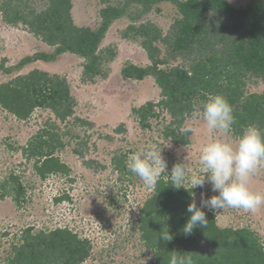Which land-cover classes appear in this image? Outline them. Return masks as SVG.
<instances>
[{
  "label": "trees",
  "instance_id": "obj_1",
  "mask_svg": "<svg viewBox=\"0 0 264 264\" xmlns=\"http://www.w3.org/2000/svg\"><path fill=\"white\" fill-rule=\"evenodd\" d=\"M99 1L100 22L93 27L76 23L74 0H0L5 23L24 25L53 48L26 55L16 64L0 62L1 72H18L0 83V107L18 120L29 119L37 108L52 113L23 148L42 178L70 172L57 154L65 146L63 134L80 139L74 127H88L91 122L76 115V98L66 76L40 68L19 72L35 61H55L72 53L83 59V81L108 77V65L117 54L113 47L101 45L113 23L124 17L131 23L123 37L139 39L149 63L127 62L121 69L123 77L137 81L152 77L161 89L157 102L132 109L141 127H150L160 108L171 117L166 138L188 145L192 131L184 128L185 121L204 110L213 120L228 117L236 137L243 138L252 129L254 151L264 157V91L247 89L251 82L264 84V0H251L242 7L228 0ZM162 2H171L178 11L166 32L143 19L160 10ZM71 119L72 126L63 132L62 124ZM73 151L85 158L88 141L82 138ZM113 163L124 173L131 171L124 156H115ZM193 191L178 179H165L164 172L155 181L137 221L142 240L154 252L152 264H264L258 234L247 227H219L214 212L197 204ZM25 192L15 172L0 180L1 199L11 196L21 203ZM64 197L69 196L57 199ZM91 250L90 241L68 227L38 231L28 227L13 245L7 264H81Z\"/></svg>",
  "mask_w": 264,
  "mask_h": 264
},
{
  "label": "rangeland",
  "instance_id": "obj_2",
  "mask_svg": "<svg viewBox=\"0 0 264 264\" xmlns=\"http://www.w3.org/2000/svg\"><path fill=\"white\" fill-rule=\"evenodd\" d=\"M228 1L242 7L251 0ZM158 6L160 10H152L143 19L166 32L178 11L171 2ZM101 7L99 0H74L76 23L97 26ZM130 23L127 17L115 21L102 42V47L111 46L117 54L106 78L83 81V59L72 53L55 61H35L19 72L40 68L66 76L76 98V115L91 122L88 127H74L80 139L63 134L65 146L57 154L70 172L42 178L34 159H27L23 151L52 115L50 110L37 108L29 119L18 120L0 107V180L15 172L26 186L21 203L11 196L0 198V264H7L13 245L28 227L34 231L68 227L88 239L91 254L81 264H152L154 252L142 240L137 221L161 172L165 179H178L193 188L196 203L214 212L219 227L250 228L264 245V157L254 151V131L236 137L228 117L213 120L198 110L185 121L184 128L192 134L190 143L183 146L164 135L171 117L160 108L151 126L142 128L132 109L157 102L161 89L152 77L137 81L121 73L127 62L149 63L140 40L123 37ZM52 50L24 25L7 24L0 14V62L5 59L6 65H12L26 55ZM17 73L0 71V83ZM247 89L262 92L264 84L251 82ZM72 123L71 119L62 124V131ZM82 138L89 146L85 158L73 151ZM115 156H124L131 171L116 169ZM90 160L94 161L87 163ZM65 195L69 197L57 199Z\"/></svg>",
  "mask_w": 264,
  "mask_h": 264
}]
</instances>
